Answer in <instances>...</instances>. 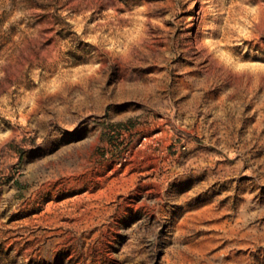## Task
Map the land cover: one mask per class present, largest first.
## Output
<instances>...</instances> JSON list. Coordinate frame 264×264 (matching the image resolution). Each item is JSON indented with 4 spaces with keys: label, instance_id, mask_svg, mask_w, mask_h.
Returning a JSON list of instances; mask_svg holds the SVG:
<instances>
[{
    "label": "rangeland",
    "instance_id": "obj_1",
    "mask_svg": "<svg viewBox=\"0 0 264 264\" xmlns=\"http://www.w3.org/2000/svg\"><path fill=\"white\" fill-rule=\"evenodd\" d=\"M0 264H264V0H0Z\"/></svg>",
    "mask_w": 264,
    "mask_h": 264
},
{
    "label": "built area",
    "instance_id": "obj_2",
    "mask_svg": "<svg viewBox=\"0 0 264 264\" xmlns=\"http://www.w3.org/2000/svg\"><path fill=\"white\" fill-rule=\"evenodd\" d=\"M130 129H131L130 126L127 125L121 127L120 131L124 133L130 131ZM162 132H163L162 129H157L151 135H143L140 139V142L138 143V147L144 146L147 141H152L156 143L158 139H160V136L163 134ZM174 141L178 142V143H174L175 145L174 149L177 150L178 152L182 150H186L188 148L189 143L185 140L184 136L176 137Z\"/></svg>",
    "mask_w": 264,
    "mask_h": 264
},
{
    "label": "crops",
    "instance_id": "obj_3",
    "mask_svg": "<svg viewBox=\"0 0 264 264\" xmlns=\"http://www.w3.org/2000/svg\"><path fill=\"white\" fill-rule=\"evenodd\" d=\"M252 133H255L254 131Z\"/></svg>",
    "mask_w": 264,
    "mask_h": 264
}]
</instances>
